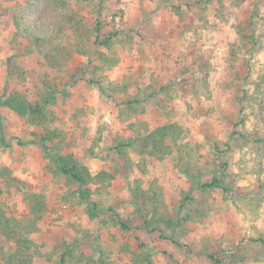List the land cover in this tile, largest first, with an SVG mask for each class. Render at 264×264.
I'll list each match as a JSON object with an SVG mask.
<instances>
[{
	"label": "rangeland",
	"instance_id": "374dc122",
	"mask_svg": "<svg viewBox=\"0 0 264 264\" xmlns=\"http://www.w3.org/2000/svg\"><path fill=\"white\" fill-rule=\"evenodd\" d=\"M57 10L78 15L83 54L68 26L56 41ZM35 13L44 48L24 35ZM50 91L41 114L15 108ZM0 101V219L34 264H264V0H0ZM10 246L0 232V259Z\"/></svg>",
	"mask_w": 264,
	"mask_h": 264
},
{
	"label": "trees",
	"instance_id": "16d2710c",
	"mask_svg": "<svg viewBox=\"0 0 264 264\" xmlns=\"http://www.w3.org/2000/svg\"><path fill=\"white\" fill-rule=\"evenodd\" d=\"M12 10V8L10 7ZM9 11V8L7 9ZM13 16L15 19L17 17H20V14L16 12V9L13 11ZM56 17V18H55ZM55 20H57L59 26V31L55 30L57 24H50V23H44L41 19V17H38V15L35 13V18L31 19V17L26 18L24 17L21 21H31L28 31L24 33V35L29 36L30 40L35 43V45L39 48H44V40L46 39L45 34L46 31H52L49 26H53V34L55 35L56 41H58V38H60V32L63 30V26H68L69 28H72L71 31L68 33H65V36L69 37V39H72L73 37L78 38L75 39V43L68 41L66 46V52L73 56L75 52H80L83 54L85 52L86 46H84V40L85 38V32L81 29L79 20V17L77 14H74L72 10H68L67 12H61L56 11L55 12ZM8 20V19H7ZM19 19L17 18V21ZM22 22L20 24V28L22 25ZM41 24V26H39ZM43 24V25H42ZM41 27V28H40ZM42 27L44 28V31H42ZM97 32H101L100 24L96 27ZM113 33H109L105 39L102 41V44H105L106 46H111L112 44V36ZM89 38V36H88ZM99 35H97V39H95V42H99L98 39ZM65 38H62V41ZM245 40L243 42L248 45V43H253L254 38L253 35H247L245 33ZM87 40V39H86ZM61 41V39H60ZM256 43V40H255ZM57 48V46H55ZM60 48V46H59ZM56 97V93L54 91H50L48 95L44 94L43 92L40 93V98L37 101L35 105L33 104H24V107H15L20 112H32L41 114L43 112V108L46 104L54 100ZM135 102H139V100H134ZM11 101H3V104L11 105ZM1 103V101H0ZM177 135H179V126L177 123H170L163 125L161 127H158L157 129L153 130L152 133L149 135V137L146 139V146L153 145L155 150H161L163 146L166 145V142L168 140H174ZM46 141L44 138L43 141ZM57 166L61 169V171L66 174L67 176L71 177L78 185L83 186L84 184L88 183L90 173L88 171H83L79 168L78 164L74 161L73 157H59L54 159ZM193 183H196L195 180H192ZM202 186L207 187H218L220 186L219 179L217 177H214L211 182L204 183ZM41 205L40 201H35L32 206L33 213L37 216V218L41 214ZM125 226V224H123ZM23 226L19 225H12L8 218L2 217L0 219V232L2 233V236H5L6 239L11 244V250L8 252V254L3 255L1 257L2 259L0 264H34V257L40 253V249L38 248V245H33L34 250L32 251V240L25 236V234L21 231L23 230ZM34 244V243H33Z\"/></svg>",
	"mask_w": 264,
	"mask_h": 264
}]
</instances>
